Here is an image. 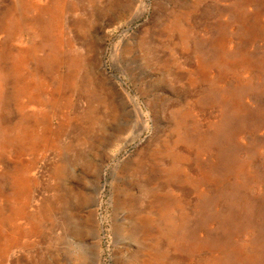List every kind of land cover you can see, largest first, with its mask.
<instances>
[{"label":"rangeland","instance_id":"obj_1","mask_svg":"<svg viewBox=\"0 0 264 264\" xmlns=\"http://www.w3.org/2000/svg\"><path fill=\"white\" fill-rule=\"evenodd\" d=\"M57 1L0 0V137L2 127L26 125L30 110L42 113L24 109L13 74L19 48L38 51L25 79L57 97L56 119L73 122L84 107L71 92L55 93L58 62L69 70L76 56L98 54L95 72L121 82L146 124L115 107L85 125L87 143L69 157L62 183L83 200L44 237L21 230L19 205L40 224L41 204L13 200L7 161L16 156L1 154L0 264H264V0ZM74 35L88 39L84 52ZM49 150L41 146L36 158ZM26 177L54 187L43 172Z\"/></svg>","mask_w":264,"mask_h":264},{"label":"bare ground","instance_id":"obj_2","mask_svg":"<svg viewBox=\"0 0 264 264\" xmlns=\"http://www.w3.org/2000/svg\"><path fill=\"white\" fill-rule=\"evenodd\" d=\"M77 20L79 21L80 19ZM16 23L14 24V26L17 25ZM73 37L77 41V43L75 44H77L79 48L83 51L85 45L88 44V39L86 38V36L83 37L80 35H74ZM20 44H22V42ZM65 45L66 44H64V46ZM26 50L28 54L23 55L22 52L24 51V48H19V51L16 54L17 57L15 56L16 60L12 58L15 60L13 74L21 80L20 89L18 91H21V93H23L25 96L26 101L23 102L24 109L30 106H34L37 109L40 108V110H42V113L39 114L36 112V110L34 111L32 109L29 113H27L29 116H31V119H27L26 125L18 124L15 126V128L2 127L4 135L0 137V155L12 152L16 156V160L11 161L10 159L11 162L7 161V165H10L12 168L8 179L10 181V186L14 189L12 197L13 200L18 201V198L20 199L22 197L26 200V202H28L31 201L32 198H35L41 204L39 206L41 208L39 212L42 214L43 226H41L42 223L36 224L30 222L27 218V216L29 215L28 206H23L21 204L19 205L18 212L17 214H15V216H17L23 221V223L21 224V230L23 229V231H25V227H28V233L26 232L28 235H38L44 237V234L46 236L45 231H48L51 227L64 225V222L68 217V215L65 213L67 211L66 209L69 203H79L83 200V197L80 192H72L71 190L66 189L62 185V183L65 179L66 170L70 162L68 160L69 157L72 156L74 159H76L79 155L80 147H83L87 143V130L86 128H84L85 125L93 124L94 121L97 120V115L100 113L101 109H104V112L107 115L109 113L110 116H114L116 112L115 107H118L121 110H126L132 113L136 119L139 117L138 120L141 119L143 121L142 123H144V113L141 111V108L138 106L136 100L132 96H130L128 92H126V90L121 86V82L118 83L111 79V73L106 74L104 73V71L102 72L99 69L98 74L95 72L98 67L97 64L99 62L98 54L92 55V57L86 55L81 56L80 54L76 56V58L72 61L73 66L69 70H67L68 67H63L64 63L62 61L58 62V67H61L58 69L56 66V68L58 69V71H60V75L59 79L56 82V85L53 86V89L55 90L57 96H64L67 94L70 95L69 92H71V95L75 96L78 102L83 103V111L79 116H77V118H75L73 122L72 119H70V117H68L67 115H64L62 119H56V113L58 112L57 97H55V95L53 94H49L47 97H44L43 94H48L49 91V89H47L46 84H43L41 83V81L38 80L35 83H31L29 82V80L25 79V75H30L31 77L32 75H34L31 70L29 71L27 69L29 66H26L29 61L36 59V54L38 55V51L35 52L33 51V49ZM113 54L114 53L111 54L110 59L112 58ZM85 78L87 89L82 92L76 87L78 81H81ZM40 84H43V87L46 88L41 90L38 87ZM25 91L28 92L27 95ZM42 98H45V101ZM41 100H43L44 102H42ZM37 114L39 115V120H32L34 117L37 116ZM38 124H41L39 131H37L36 129V126ZM145 124L146 122L144 123V125ZM70 133H72V136L70 135ZM53 144L59 145L58 152H55V149L52 147ZM41 146H47L48 149H50L49 155L45 157L42 161L38 160L35 155V152ZM29 154L30 159L27 160V162L24 161L23 156ZM90 168L91 167L87 163L83 164L84 170ZM104 170L105 167L103 165V159H101L100 166H98L95 171L93 170V175L97 178L93 182L91 187V193L88 200L89 208L93 209L96 205L97 196L100 192V189L102 188V185L98 183V180L99 178L104 177ZM35 172L45 173L47 177H50L52 179L54 187L49 188L47 186H43V184L40 185L35 180H33V186L27 185V174H34ZM90 216L92 217L93 222L96 224L95 226L98 227L99 223L97 224L95 222L93 210L90 211ZM3 218L6 220H10L13 217H11V215H7ZM1 224H3L2 221H0V226ZM94 235V239L98 240L96 231H94ZM15 247H17V245H15L14 248ZM19 248L21 249L23 247L21 246ZM96 248L98 249V244L96 245ZM23 249L26 251L30 250V248L28 247H24Z\"/></svg>","mask_w":264,"mask_h":264}]
</instances>
